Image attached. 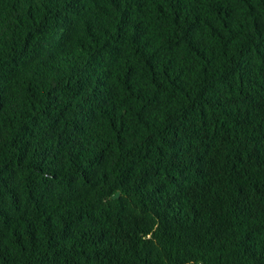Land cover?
<instances>
[{
    "label": "trees",
    "instance_id": "1",
    "mask_svg": "<svg viewBox=\"0 0 264 264\" xmlns=\"http://www.w3.org/2000/svg\"><path fill=\"white\" fill-rule=\"evenodd\" d=\"M0 264H264V0H0Z\"/></svg>",
    "mask_w": 264,
    "mask_h": 264
},
{
    "label": "water",
    "instance_id": "2",
    "mask_svg": "<svg viewBox=\"0 0 264 264\" xmlns=\"http://www.w3.org/2000/svg\"><path fill=\"white\" fill-rule=\"evenodd\" d=\"M118 195H119V194H117V196H116V197H118Z\"/></svg>",
    "mask_w": 264,
    "mask_h": 264
}]
</instances>
